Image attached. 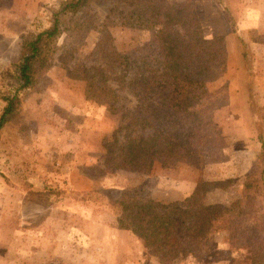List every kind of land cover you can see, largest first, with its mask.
<instances>
[{
	"label": "rangeland",
	"instance_id": "obj_1",
	"mask_svg": "<svg viewBox=\"0 0 264 264\" xmlns=\"http://www.w3.org/2000/svg\"><path fill=\"white\" fill-rule=\"evenodd\" d=\"M65 2L0 0V116L12 104L0 127V264H160L120 229L119 202L182 201L200 182L209 204L238 202L245 233L231 243L219 231L172 264H264V0H84L57 14ZM55 15L47 68L22 88V38ZM169 50L205 61L203 100L221 141L204 146L200 165L115 170L114 130L138 107L134 79L164 70ZM98 71L117 90L113 108L86 99Z\"/></svg>",
	"mask_w": 264,
	"mask_h": 264
},
{
	"label": "trees",
	"instance_id": "obj_2",
	"mask_svg": "<svg viewBox=\"0 0 264 264\" xmlns=\"http://www.w3.org/2000/svg\"><path fill=\"white\" fill-rule=\"evenodd\" d=\"M83 3L84 0H69L61 4L57 14L77 10ZM59 34L55 15L50 27L22 38L23 52L18 67L22 88L45 72V57ZM165 53L164 70L156 68L134 79L133 94L138 107L128 123L121 121L114 130L109 154L113 156L111 167L115 170L146 174L156 161L200 165L204 146L221 141L213 122L214 105L206 107L203 100L208 95L205 79L209 68L203 64L205 61L182 52ZM99 71L85 80L86 99L113 108L119 100L117 90L102 80ZM11 112L9 101L0 116V127ZM146 129L151 133L144 136L140 132ZM260 142L264 156V140L261 138ZM205 196L202 182L182 201L171 203L124 195L119 202V227L130 230L146 247L152 248L160 264H172L192 247L195 249L190 254L194 256L199 253L200 244L208 248L207 239L219 231L229 232V242L235 243L245 233V229L238 227L239 214H234L238 202L222 210L209 204Z\"/></svg>",
	"mask_w": 264,
	"mask_h": 264
},
{
	"label": "crops",
	"instance_id": "obj_3",
	"mask_svg": "<svg viewBox=\"0 0 264 264\" xmlns=\"http://www.w3.org/2000/svg\"><path fill=\"white\" fill-rule=\"evenodd\" d=\"M193 189H191V192H192Z\"/></svg>",
	"mask_w": 264,
	"mask_h": 264
}]
</instances>
